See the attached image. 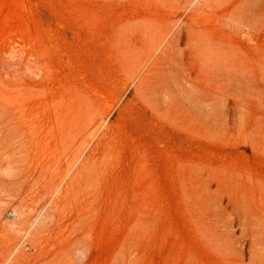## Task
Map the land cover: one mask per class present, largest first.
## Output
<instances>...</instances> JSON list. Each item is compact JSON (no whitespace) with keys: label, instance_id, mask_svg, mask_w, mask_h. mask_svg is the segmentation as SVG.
I'll return each mask as SVG.
<instances>
[{"label":"rangeland","instance_id":"rangeland-1","mask_svg":"<svg viewBox=\"0 0 264 264\" xmlns=\"http://www.w3.org/2000/svg\"><path fill=\"white\" fill-rule=\"evenodd\" d=\"M225 198L264 211V0H0V264H263Z\"/></svg>","mask_w":264,"mask_h":264},{"label":"bare ground","instance_id":"bare-ground-1","mask_svg":"<svg viewBox=\"0 0 264 264\" xmlns=\"http://www.w3.org/2000/svg\"><path fill=\"white\" fill-rule=\"evenodd\" d=\"M209 48L211 46L207 45ZM209 48H208V53L210 54V51H209ZM215 178V177H214ZM217 179V178H216ZM217 185H218V188L215 189V191L217 192L219 190V184H218V181H217ZM217 187V186H215ZM228 187V186H227ZM210 188V187H209ZM222 189V188H221ZM225 189V188H224ZM211 190V189H208V191ZM220 191V190H219ZM226 191V190H225ZM225 191H222L220 192L219 195H223ZM211 193L214 192V191H210ZM209 192V193H210ZM216 192H214L215 194H217ZM223 192V194H221ZM260 192V191H259ZM208 193V194H209ZM227 193L228 195V192H225ZM213 194L210 195V196H213L215 197L216 195ZM208 195V196H209ZM207 196V197H208ZM209 198H205V199H208V201L210 200V197ZM224 196V195H223ZM258 196V195H257ZM212 197V198H213ZM225 197V196H224ZM222 197V198H224ZM251 197V196H250ZM259 197V196H258ZM220 198V200L222 199ZM203 199V200H205ZM216 198H214L213 200H215ZM218 199V198H217ZM226 199V198H225ZM224 199V200H225ZM219 200V201H220ZM223 201V200H222ZM227 201V202H226ZM203 202V201H202ZM207 202V200L205 201ZM236 202V201H235ZM260 202V201H259ZM204 203V202H203ZM208 203H211L212 204V200H210ZM206 203V204H208ZM223 203V205H222ZM220 201V204H218V202L215 204V216L216 217V222L217 223H214L213 225H215V227L213 226V230H212V233L214 235V239H216L220 244V246L224 247V250H227V252H229L228 254H232V255H236L237 253H241V255L244 253V254H248V258L250 259V262H256L258 260L261 259L262 261L264 260V211H260V210H255V209H251V208H248L246 206H241L240 208H235L233 207L232 205L234 204L230 198H227L225 200V202H222ZM226 203V204H225ZM229 203V204H228ZM233 203V204H232ZM204 205V204H203ZM257 205V204H256ZM219 206V207H218ZM204 207V206H203ZM207 207V206H206ZM211 207V206H210ZM212 208H214V204H212ZM205 209V208H204ZM208 209L210 208H207L206 210L208 211ZM259 209V208H258ZM211 213V212H210ZM212 215V218L210 219L208 217L209 220H212L213 219V215L214 214H210ZM203 216V214H202ZM207 215H205L206 217ZM204 217V216H203ZM204 217V218H205ZM215 219V218H214ZM214 219L211 221V222H215ZM202 222V221H201ZM209 222V223H211ZM203 223V222H202ZM212 224V223H211ZM217 224V226H216ZM208 225V224H207ZM206 225V227H207ZM205 226V225H204ZM212 226V225H211ZM209 226V227H211ZM216 227H220V229H216ZM236 227H240L239 228V232L237 231ZM205 229V228H203ZM208 229V228H207ZM210 229V228H209ZM208 229V230H209ZM235 229H236V232H238L239 234L240 233H247V239L246 241L244 242H239L240 244H237L238 242H236V240L238 241L239 239H242V238H239L238 239L236 238L237 235H234V233L236 234L235 232ZM207 230V231H208ZM205 231V230H204ZM242 231V232H240ZM210 232V231H209ZM207 232H205L206 234ZM212 233H208L210 235H212ZM242 235V234H241ZM233 236H236V237H233ZM244 236V235H243ZM206 237H208L207 239H209V237L212 238V236H208L206 234ZM245 237V236H244ZM211 238L209 240H211ZM213 243H214V240H212ZM211 242V241H210ZM216 242V241H215ZM211 243V244H213ZM217 244V243H216ZM213 245V246H216ZM237 244V245H236ZM239 245V246H238ZM220 246H218L220 248ZM217 247V246H216ZM217 247V248H218ZM221 247V248H222ZM218 248V249H219ZM216 249V248H215ZM217 249V250H218ZM220 250V249H219ZM223 251V250H222ZM220 252V251H219ZM248 252V253H247ZM243 254V255H244ZM231 255V256H232ZM237 256V255H236ZM223 257V256H222ZM241 261H239L238 263H240ZM229 263V262H227ZM237 263V262H236ZM245 263V261L243 262ZM257 263V262H256ZM251 264V263H249ZM254 264V263H253ZM264 264V263H263Z\"/></svg>","mask_w":264,"mask_h":264}]
</instances>
